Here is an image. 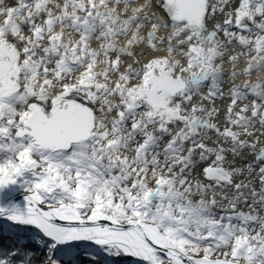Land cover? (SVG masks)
I'll use <instances>...</instances> for the list:
<instances>
[{
	"label": "snow or ice",
	"instance_id": "6c2138e0",
	"mask_svg": "<svg viewBox=\"0 0 264 264\" xmlns=\"http://www.w3.org/2000/svg\"><path fill=\"white\" fill-rule=\"evenodd\" d=\"M264 264V0H0V264Z\"/></svg>",
	"mask_w": 264,
	"mask_h": 264
},
{
	"label": "rangeland",
	"instance_id": "374dc122",
	"mask_svg": "<svg viewBox=\"0 0 264 264\" xmlns=\"http://www.w3.org/2000/svg\"><path fill=\"white\" fill-rule=\"evenodd\" d=\"M46 259V252L45 250H42L38 247L37 249V262L35 264H42V262ZM105 260H107L110 263H118L120 262V264H132L131 259L130 258H122L116 261H113L112 258H104Z\"/></svg>",
	"mask_w": 264,
	"mask_h": 264
},
{
	"label": "trees",
	"instance_id": "16d2710c",
	"mask_svg": "<svg viewBox=\"0 0 264 264\" xmlns=\"http://www.w3.org/2000/svg\"><path fill=\"white\" fill-rule=\"evenodd\" d=\"M33 249H34V264H35L37 262V249L34 246H33ZM120 259L122 260V258H120ZM100 264H103V261H101ZM116 264H120V262H118Z\"/></svg>",
	"mask_w": 264,
	"mask_h": 264
},
{
	"label": "bare ground",
	"instance_id": "6f19581e",
	"mask_svg": "<svg viewBox=\"0 0 264 264\" xmlns=\"http://www.w3.org/2000/svg\"><path fill=\"white\" fill-rule=\"evenodd\" d=\"M38 249V248H37ZM109 264H116V263H110V262H108Z\"/></svg>",
	"mask_w": 264,
	"mask_h": 264
}]
</instances>
